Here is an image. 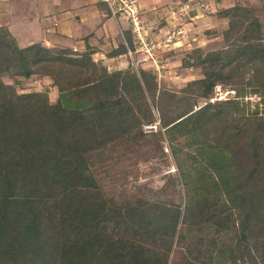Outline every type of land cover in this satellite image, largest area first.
I'll return each instance as SVG.
<instances>
[{
  "label": "trees",
  "instance_id": "1",
  "mask_svg": "<svg viewBox=\"0 0 264 264\" xmlns=\"http://www.w3.org/2000/svg\"><path fill=\"white\" fill-rule=\"evenodd\" d=\"M263 5L214 11L224 44L184 56L203 75L179 91L155 69L110 70L88 35L84 49L21 43L0 24V264H264ZM124 33L108 56L136 47ZM34 75L54 101L19 91ZM217 84L235 94L211 100ZM203 222L235 240L208 253Z\"/></svg>",
  "mask_w": 264,
  "mask_h": 264
},
{
  "label": "rangeland",
  "instance_id": "2",
  "mask_svg": "<svg viewBox=\"0 0 264 264\" xmlns=\"http://www.w3.org/2000/svg\"><path fill=\"white\" fill-rule=\"evenodd\" d=\"M47 0H0V3H8L9 8L0 5V24L9 22L10 27L13 29L14 34L23 43L30 34L29 31L34 32L35 39L43 40L46 42V37L51 36V43H57L58 41L64 44H74L79 48H86L87 39L86 36L81 38L77 42L70 36H84L89 34L88 32L92 27L94 31L89 34V41L93 45V56L96 60H99L102 64H106L110 70L129 68L132 71L140 72L142 67L146 69H155L158 72L159 79L165 82L168 87L174 90H180L186 85V83L196 77L202 76V67L199 65L183 66V58L186 56L192 48L195 46H202L205 49L216 48L224 44L222 30L227 26V18L220 17L214 14V11L220 9L224 5H230L234 0H139L141 7V14L149 25V29L152 34L164 40L168 34L174 33V41L166 46L164 49H158L153 56H151L144 48L138 49L136 45L132 54L129 51L120 54L118 56H108V51L118 44V40L123 37V31L130 27L129 20L124 16L115 18L117 23L112 18H108V24H97L98 19L89 22L91 27L83 25L85 29L81 27L77 31H69L71 34L66 38L58 37L54 33H46L43 29L40 21L43 25L52 24L56 17L53 13H43V6H46ZM240 3H252L254 0H238ZM51 2V0H49ZM38 14V16H36ZM257 19L264 24V5L263 8L257 10L255 13ZM43 17V20H35L37 25L29 28L23 26L21 23L25 22L24 18L30 17ZM58 19V18H57ZM122 19V20H120ZM14 22H13V21ZM29 20V19H28ZM27 20V21H28ZM88 21V20H87ZM34 22V21H33ZM30 23V21L28 22ZM72 23V22H71ZM124 24V25H123ZM72 25V24H71ZM82 26V25H81ZM57 27V25H56ZM109 27L108 31L104 29ZM31 29V30H30ZM58 33V28H55ZM68 31V30H67ZM39 33V34H38ZM32 40V39H29ZM135 40V37H133ZM59 42V43H60ZM135 42V41H134ZM136 44V43H135ZM137 48V49H136ZM159 63V64H158ZM157 65L158 68H157ZM4 79L8 82H14V78L9 75H5ZM51 79L47 77H41L34 75L30 78L23 79L22 85L18 88L19 91L40 90L49 87ZM233 89V88H232ZM236 90L234 89V92ZM235 94V93H231ZM229 94V95H231ZM51 100L54 101L58 95L57 89L50 88ZM246 100L251 101V107H255L256 102L260 101V95L256 91H251L245 96ZM207 100L201 99L200 105L204 104ZM185 138L181 137L180 143H184ZM182 156H187L190 152L195 151L194 147H189L186 144L183 145ZM174 159L173 156H171ZM192 162L193 160H189ZM175 168L174 166L172 169ZM222 196L224 193L222 189L218 188ZM236 224L239 223V217L236 216ZM196 237L204 235V240L199 243V247L208 249V253L211 250L212 245H220L223 242H232L235 240L233 234L235 228L223 232H217L215 227L210 223L203 222V228L196 232Z\"/></svg>",
  "mask_w": 264,
  "mask_h": 264
},
{
  "label": "crops",
  "instance_id": "3",
  "mask_svg": "<svg viewBox=\"0 0 264 264\" xmlns=\"http://www.w3.org/2000/svg\"><path fill=\"white\" fill-rule=\"evenodd\" d=\"M177 1V0H176ZM0 5L5 6V8H9L10 5H8V3L2 4L0 3ZM43 13H53L55 16H58L55 18L54 23L52 24H47V25H43V22L40 21L43 20V17L39 16L38 19H36L37 17H30V18H24L25 22H17V23H21L23 26H27L29 28H32V26L37 25L35 23H37L35 20H39L41 25L43 26V29L46 30V33L48 32L50 33H54V35H56L58 37V35H60V37L62 38H66L68 37L69 34H71L69 31L71 30H75L77 31L78 28H80L79 30H81V27L83 29H85L83 27V25H88L91 27V24L89 22V20L91 19L92 22H95L96 24V18H99L97 24H103V25H107L108 24V18H112L113 21H115V23H117V19L118 17L113 16L111 13L108 14V12L101 6V2L100 0H51V2H49V0L46 1V6H43V10H42V14ZM36 16H38V14H36ZM58 18V19H57ZM28 20V21H27ZM88 20V21H87ZM122 20V19H120ZM13 21V20H12ZM30 21V23H28ZM34 21V22H33ZM14 22V21H13ZM72 22V23H71ZM9 26H10V20L9 22H6ZM72 24V25H71ZM57 25V27H56ZM82 25V26H81ZM124 25V24H123ZM11 28V27H10ZM55 28H58V33L57 30ZM13 31V29H11ZM31 30V29H30ZM68 30V31H67ZM105 31L109 30V27H106L104 29ZM94 31V28L92 27L88 32H90L89 34H91V32ZM15 32V31H14ZM30 34L28 35V37H26L27 39L25 40V42L29 41V39L32 40H36V41H42L40 40V38L35 39V34L34 32L29 31ZM39 34V33H38ZM87 34V35H89ZM86 35L80 37V36H70L72 37L73 40H75L77 42V40L79 41L81 38H84ZM51 36H47L46 37V44H56V43H51V39H47L50 38ZM123 39V37H122ZM90 41V40H89ZM120 39L118 40V44H119ZM58 41V44H64L63 42ZM91 42V41H90ZM118 44H116L114 47L118 46ZM66 45H75L74 44H66ZM77 46V45H75Z\"/></svg>",
  "mask_w": 264,
  "mask_h": 264
},
{
  "label": "built area",
  "instance_id": "4",
  "mask_svg": "<svg viewBox=\"0 0 264 264\" xmlns=\"http://www.w3.org/2000/svg\"><path fill=\"white\" fill-rule=\"evenodd\" d=\"M106 1L110 10V13L115 17L124 16L129 20L130 29L133 32V37H135V43L138 45V49L144 48L151 56L157 52L158 49H164L166 46L170 45L174 41V33H169L168 36L161 40L156 37L150 31L149 25L146 23L142 16V10L140 7L139 0H103ZM123 38H125V33L123 31ZM126 43L128 44L127 40ZM137 49V48H136ZM128 51L130 54L134 52V49L128 46ZM159 64V63H158ZM159 65H157L158 68ZM216 92L211 100L216 98L227 97L228 94L235 93L234 89H224L221 84H217L215 88ZM160 120L152 123L144 124L145 131H157L159 128Z\"/></svg>",
  "mask_w": 264,
  "mask_h": 264
}]
</instances>
